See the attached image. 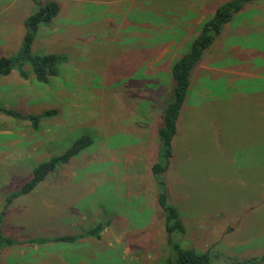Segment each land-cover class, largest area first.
I'll list each match as a JSON object with an SVG mask.
<instances>
[{"label":"rangeland","instance_id":"obj_1","mask_svg":"<svg viewBox=\"0 0 264 264\" xmlns=\"http://www.w3.org/2000/svg\"><path fill=\"white\" fill-rule=\"evenodd\" d=\"M47 1L0 0V55L19 51L23 20ZM55 1L60 13L40 26L33 52L66 54L59 73L42 82L27 63V78L17 69L0 77V106L23 114L51 111L39 118L38 128L32 119L0 112V233L16 242L1 248L0 264H125L122 258L127 264H162L172 248L151 165L163 99L172 91L171 65L228 0H188L191 7L177 5L174 12L159 0ZM261 6L258 0L246 3L201 58L228 62V71L258 73L264 61ZM207 8L213 12L203 16ZM225 78L205 77L195 100L188 96L165 172L169 199L187 227L186 234L169 236L210 250L212 264L264 252V183L252 189L258 179L243 173L250 165L241 158L259 145H240L247 141L246 125L226 100ZM85 134L92 145L4 210L7 196L34 166ZM98 222H109L99 239L39 241Z\"/></svg>","mask_w":264,"mask_h":264},{"label":"trees","instance_id":"obj_2","mask_svg":"<svg viewBox=\"0 0 264 264\" xmlns=\"http://www.w3.org/2000/svg\"><path fill=\"white\" fill-rule=\"evenodd\" d=\"M253 1L256 0H228L219 5L211 17L202 23L199 33L192 39L189 48L179 55L171 65L172 91L169 97L163 99L161 124L158 127L159 149L156 160L151 165L152 176L158 190V204L165 214L164 228L167 233V241L172 248L170 256L162 264H212L213 262L210 250L200 251L193 246H183L178 240H173L169 236L175 232L186 234L187 227L180 216L178 207L171 203L169 199L165 172L169 168L173 156V144L178 130V118L190 91L192 71L198 64L204 51L221 34L225 24L246 3ZM59 13L60 5L55 0L38 3L37 8L23 20L25 32L19 51L12 55H0V77L9 75L14 69H17L22 77L27 78L28 72L25 69L27 63L31 64L36 78L42 82H48L51 76L59 73V64L67 60L66 54L45 53L36 55L33 52V44L40 26L50 24ZM0 112L17 118L32 119L35 128H38L39 118L51 114V111L41 115L23 114L16 109L2 106H0ZM93 142L94 139L91 135H82L63 152L52 155L48 160L34 166L31 177L19 189L11 191L7 196L4 210L14 198L30 193L49 173L55 171L59 165L69 163L74 156L92 145ZM108 224L109 222H98L94 226L82 230L77 234L47 237L39 241L74 242L85 236L100 238L102 231ZM29 241L33 242L35 239H30ZM14 242V239L5 237L0 233V250L5 245H11ZM263 263L264 252L243 259L233 258L230 264Z\"/></svg>","mask_w":264,"mask_h":264},{"label":"crops","instance_id":"obj_3","mask_svg":"<svg viewBox=\"0 0 264 264\" xmlns=\"http://www.w3.org/2000/svg\"><path fill=\"white\" fill-rule=\"evenodd\" d=\"M258 2L259 8H261V3H264V0H258ZM159 5L172 9V12L177 11L174 8V6L177 5L181 7H191V4L188 5V0H159ZM251 7L255 8V4H252ZM207 11H209V13L213 12L207 8L204 11L203 16ZM185 14H187V12ZM190 21L193 22V20ZM190 27L191 26L187 29H190ZM190 35L191 32H189L187 36L189 37ZM261 52L264 53V51ZM261 52L258 51V54ZM233 56L234 55H229L228 59H231L233 61L232 63L235 64ZM201 59L202 58H200V60ZM199 62L198 67H195L192 71V83L188 96H190L192 100H195L196 94L200 89L199 83L203 80V78H214L211 80L214 81L219 79L220 76L226 77L224 80V94L226 96V100L232 104L234 112H237L238 120L245 122L246 125L242 133V140L247 141L246 143L240 145L248 147H255L259 145L257 148L245 149L241 155L242 163L245 166L250 165V167L243 169V173L251 176L252 179H258L257 181L251 183V187L254 190L253 184L264 183V61L261 62L258 73H252V69L249 72L242 71L240 69L228 71L226 70L228 62L212 60L209 57H204ZM206 90L207 92L213 94L211 89L206 88ZM219 96L221 95L219 94ZM256 121H259L260 123ZM253 154H255V157L254 159H251ZM257 163H262V166L256 167ZM255 196L257 197V194H255ZM122 259L126 262L125 264H127V258Z\"/></svg>","mask_w":264,"mask_h":264}]
</instances>
